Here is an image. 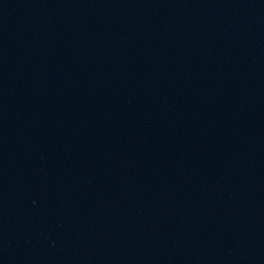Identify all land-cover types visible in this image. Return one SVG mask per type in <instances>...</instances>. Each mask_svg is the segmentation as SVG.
<instances>
[{
    "label": "water",
    "instance_id": "water-1",
    "mask_svg": "<svg viewBox=\"0 0 264 264\" xmlns=\"http://www.w3.org/2000/svg\"><path fill=\"white\" fill-rule=\"evenodd\" d=\"M0 264H264V0H0Z\"/></svg>",
    "mask_w": 264,
    "mask_h": 264
}]
</instances>
